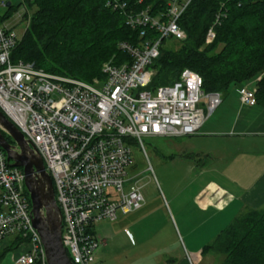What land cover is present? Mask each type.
Here are the masks:
<instances>
[{
	"label": "built area",
	"instance_id": "1",
	"mask_svg": "<svg viewBox=\"0 0 264 264\" xmlns=\"http://www.w3.org/2000/svg\"><path fill=\"white\" fill-rule=\"evenodd\" d=\"M7 2L0 0V9H5L0 15V109L33 145L52 178L62 214V242L72 262L96 264V250L106 242L99 241L94 224L114 221L144 201L136 185L138 174L129 177L135 165L133 147L147 156L146 138L197 133L222 101L221 93H205L201 76L189 68L172 84L147 88L162 40L186 38L179 20L192 0H167L166 11L158 15L148 8L136 11L128 0H106L145 39L136 45L120 42L119 48L132 59L119 65L105 62L104 76L91 82L14 61L12 51L20 37L5 24L13 6ZM223 16L217 13L207 42L214 40V27ZM148 29L156 34L148 37ZM238 95L243 104L257 105L255 88L240 87ZM11 163L0 146V240L23 239L13 264H48L32 224L25 174Z\"/></svg>",
	"mask_w": 264,
	"mask_h": 264
},
{
	"label": "trees",
	"instance_id": "2",
	"mask_svg": "<svg viewBox=\"0 0 264 264\" xmlns=\"http://www.w3.org/2000/svg\"><path fill=\"white\" fill-rule=\"evenodd\" d=\"M25 2L28 9L23 19L29 10L31 16L12 59L34 63L48 73L91 82L104 76L105 62L119 65L132 59L119 48L120 42L136 45L145 39L141 29L129 26L124 14L107 6L106 0ZM128 2L134 10L148 8L153 15L167 7V0ZM13 7L5 17L12 14ZM219 12L224 16L214 27V40L207 42V32ZM179 24L186 38L176 39L177 48L164 46L167 39L174 38L162 40L160 56L151 65L154 75L148 89L172 84L189 68L201 76L205 93L226 95L232 86L257 79V105L264 107V0H192ZM147 31L148 37L156 34ZM22 242L21 236L13 237L0 251V261L8 251L20 252ZM209 249L224 256L221 264H264V207L247 208L236 215L203 252Z\"/></svg>",
	"mask_w": 264,
	"mask_h": 264
},
{
	"label": "rangeland",
	"instance_id": "3",
	"mask_svg": "<svg viewBox=\"0 0 264 264\" xmlns=\"http://www.w3.org/2000/svg\"><path fill=\"white\" fill-rule=\"evenodd\" d=\"M6 1H10L14 7L12 14L4 19L5 24L17 37H21L31 16V10L26 19L22 20V14L28 9L26 2L24 0ZM4 11L5 9L1 8L0 15ZM178 45L179 41L176 39H167L164 43L166 48H177ZM254 83L252 80L243 85L232 86L229 92L237 87L254 90ZM207 101L208 98L204 97L203 103ZM172 138H146L147 156L142 149L133 147L135 165L130 169L129 177L138 174L136 185L141 188L144 201L136 211L128 214L119 213L114 221L102 220L94 224L97 238L99 241L104 239L106 242L96 250L98 262L102 264H172L173 260L180 259L181 253L183 257L191 259L193 264L223 262V255L211 249L203 252V247L211 237L209 225L213 224L211 217L215 215L216 209L212 207L214 209L211 210L212 215L204 218L205 212L199 209L193 198L199 188L213 180V175L201 174L199 169L192 170L190 168L192 160L186 157L177 156L175 160H172L169 155L177 148L172 141L175 148L168 144ZM187 138L189 137L185 139ZM163 143L168 145L162 146ZM177 194L181 195L180 198L172 202L171 195ZM178 205L182 208L181 213L176 209ZM174 217L178 220L179 227L174 225ZM183 225L189 228V234H185ZM126 230L133 234L132 242ZM183 236L190 247L189 251L184 247ZM6 241L7 239H3L0 247ZM13 254L14 250L8 251L4 259L8 260ZM4 259L0 261V264L5 261Z\"/></svg>",
	"mask_w": 264,
	"mask_h": 264
},
{
	"label": "crops",
	"instance_id": "4",
	"mask_svg": "<svg viewBox=\"0 0 264 264\" xmlns=\"http://www.w3.org/2000/svg\"><path fill=\"white\" fill-rule=\"evenodd\" d=\"M238 89L232 88V92L221 94V103L197 133L174 137L168 141L172 148H175L172 142L177 146L169 155L172 160L177 156L186 157L192 160V170L199 169L201 174L213 175V180L199 188L193 196L199 209L205 212L204 218L211 216V210L216 209L215 215L211 217L213 224L209 225L211 237L207 244L243 210L264 207V107L243 104L237 96ZM168 144L163 143L162 146ZM180 196L171 195L172 202ZM176 209L181 213L180 205ZM174 221V225L179 227L176 217ZM183 227L185 234H189V228L185 225ZM127 235L132 242L133 234L130 232L131 237ZM5 239L7 241L0 247V251L10 244L13 237ZM182 242L189 251L184 236ZM18 250H14L8 260L4 256L5 261L1 264H13ZM182 254L172 264H193L191 259ZM96 264L102 263L96 259Z\"/></svg>",
	"mask_w": 264,
	"mask_h": 264
},
{
	"label": "water",
	"instance_id": "5",
	"mask_svg": "<svg viewBox=\"0 0 264 264\" xmlns=\"http://www.w3.org/2000/svg\"><path fill=\"white\" fill-rule=\"evenodd\" d=\"M11 2H7L10 6ZM10 136L9 142L4 136ZM0 146L11 165L25 174V186L32 205V224L45 248L48 264H74L62 242V215L57 204L53 181L42 158L19 128L0 109Z\"/></svg>",
	"mask_w": 264,
	"mask_h": 264
},
{
	"label": "bare ground",
	"instance_id": "6",
	"mask_svg": "<svg viewBox=\"0 0 264 264\" xmlns=\"http://www.w3.org/2000/svg\"><path fill=\"white\" fill-rule=\"evenodd\" d=\"M62 215V214H61Z\"/></svg>",
	"mask_w": 264,
	"mask_h": 264
}]
</instances>
